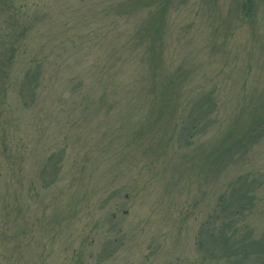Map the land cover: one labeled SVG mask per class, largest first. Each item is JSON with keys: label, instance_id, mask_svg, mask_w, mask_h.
I'll return each instance as SVG.
<instances>
[{"label": "rangeland", "instance_id": "374dc122", "mask_svg": "<svg viewBox=\"0 0 264 264\" xmlns=\"http://www.w3.org/2000/svg\"><path fill=\"white\" fill-rule=\"evenodd\" d=\"M0 264H264V0H0Z\"/></svg>", "mask_w": 264, "mask_h": 264}, {"label": "trees", "instance_id": "16d2710c", "mask_svg": "<svg viewBox=\"0 0 264 264\" xmlns=\"http://www.w3.org/2000/svg\"><path fill=\"white\" fill-rule=\"evenodd\" d=\"M31 71H32V69H31V70H30V69L28 70V73H27L28 76L30 75V72H31Z\"/></svg>", "mask_w": 264, "mask_h": 264}]
</instances>
